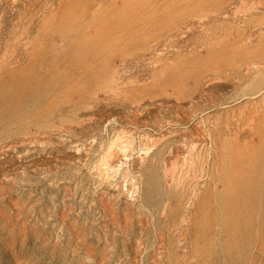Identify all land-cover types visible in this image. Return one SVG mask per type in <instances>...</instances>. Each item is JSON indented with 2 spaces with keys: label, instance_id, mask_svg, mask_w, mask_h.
<instances>
[{
  "label": "rangeland",
  "instance_id": "374dc122",
  "mask_svg": "<svg viewBox=\"0 0 264 264\" xmlns=\"http://www.w3.org/2000/svg\"><path fill=\"white\" fill-rule=\"evenodd\" d=\"M0 264H264V0H0Z\"/></svg>",
  "mask_w": 264,
  "mask_h": 264
},
{
  "label": "bare ground",
  "instance_id": "6f19581e",
  "mask_svg": "<svg viewBox=\"0 0 264 264\" xmlns=\"http://www.w3.org/2000/svg\"><path fill=\"white\" fill-rule=\"evenodd\" d=\"M117 156V155H116ZM108 163V162H107ZM112 164V163H111ZM114 164V163H113ZM108 167V166H107Z\"/></svg>",
  "mask_w": 264,
  "mask_h": 264
}]
</instances>
